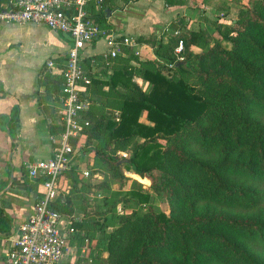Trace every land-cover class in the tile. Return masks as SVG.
<instances>
[{
	"label": "trees",
	"instance_id": "1",
	"mask_svg": "<svg viewBox=\"0 0 264 264\" xmlns=\"http://www.w3.org/2000/svg\"><path fill=\"white\" fill-rule=\"evenodd\" d=\"M7 2L0 0V10ZM100 5V15H93L88 0L89 15L111 27L105 21L111 7L105 0ZM225 27L222 36L230 48L216 40L193 52L200 33L187 35L175 21L166 41L152 34L136 38L153 48L157 60L109 56L107 73L103 53L82 57L90 79L81 93L89 101L81 117L88 121L86 148L95 142L91 149L115 181L125 179L120 166L148 178L170 207L169 214L150 206L131 211L108 232L99 224L107 252L103 264H264V0ZM180 40L182 58L175 54ZM93 67L104 77H96ZM62 68L61 61L55 71L46 66L39 79L58 102ZM18 110L14 104L4 117L13 140ZM51 128L52 134L63 130ZM118 151L128 156H116ZM92 166L96 169L95 159ZM23 176L29 179L25 169ZM42 181L32 180L31 187ZM127 192L136 204L149 202L147 191ZM54 207L68 215L75 209L70 198L58 197ZM81 226L73 221L75 233ZM7 229L0 213V231Z\"/></svg>",
	"mask_w": 264,
	"mask_h": 264
},
{
	"label": "crops",
	"instance_id": "2",
	"mask_svg": "<svg viewBox=\"0 0 264 264\" xmlns=\"http://www.w3.org/2000/svg\"><path fill=\"white\" fill-rule=\"evenodd\" d=\"M91 1L94 3L93 15H100L101 5L96 4L97 0ZM105 1L111 7L106 8L109 9L106 23L135 41L139 36L151 34L166 41L171 25L176 21V6H168L164 0ZM70 43L66 34L50 30L43 23L0 21V191L7 187L12 176L10 187L0 194V213L8 222V229L0 231V264H8L5 257L7 238L30 215L40 190V187H31L32 179L25 181L24 163L51 155V127L60 125V102L50 97L51 90L39 79L47 61L53 60L55 67L59 61L63 64ZM105 49L104 40H95L85 48L83 56L103 53L102 67L110 73L109 55ZM130 55L139 60H157L150 45L137 41L133 48H124L118 56ZM131 62L135 63L134 59ZM55 67L50 70L55 71ZM99 69L93 67L95 76L104 77V71ZM134 80L146 87V82L140 77L135 76ZM14 104L19 108V127L13 140L4 117L9 115ZM117 112L114 111L115 114ZM86 139L87 134L80 143H85Z\"/></svg>",
	"mask_w": 264,
	"mask_h": 264
},
{
	"label": "built area",
	"instance_id": "3",
	"mask_svg": "<svg viewBox=\"0 0 264 264\" xmlns=\"http://www.w3.org/2000/svg\"><path fill=\"white\" fill-rule=\"evenodd\" d=\"M101 2L97 0L96 4ZM0 21L43 23L50 30L66 34L71 42L60 71L58 114L63 130L50 136L53 144L50 156L24 163L30 179L43 178V181L30 215L7 238L5 257L8 264H72L68 257L76 231L74 220L58 211L54 204L59 197L61 177L71 169L78 170L81 163L77 146L86 136L88 125L81 117L89 107V101L81 96L84 84L89 81L82 65L83 51L93 41L102 39L106 53L114 57L124 48H133L136 41L95 21L89 15L88 0H8L0 10ZM182 45L180 40L175 50L179 52ZM47 66L54 68L55 63L49 60ZM80 170L84 176L90 174L89 169ZM94 177L99 176L94 174Z\"/></svg>",
	"mask_w": 264,
	"mask_h": 264
},
{
	"label": "rangeland",
	"instance_id": "4",
	"mask_svg": "<svg viewBox=\"0 0 264 264\" xmlns=\"http://www.w3.org/2000/svg\"><path fill=\"white\" fill-rule=\"evenodd\" d=\"M259 1L177 0L175 20L180 24L181 31L187 35L190 32L200 33V43L190 46L193 52H202L216 40H220L225 48H230L231 42L222 36L225 26H230L239 13L252 8ZM182 49L183 47L179 52L175 50V54L180 58L183 56L181 55ZM94 144L95 142H92L88 149L85 143H79L77 146L78 158L81 160L79 167L89 169L90 174L84 176L79 168L65 173L60 179L59 198L61 201L66 198L71 199L75 209L69 216L72 220L82 224L72 237L71 255L68 257L72 260V264L104 263L102 260L107 256V252L103 249L104 242L101 228H98L99 224L107 225L105 230L108 232L120 223L122 216L131 211H144L148 206L156 212L163 211L169 214L170 210L167 198L152 190L151 181L148 178L131 174L120 166L125 179L122 182L113 180L108 164L97 159L94 149H91ZM117 154L119 155L116 156L125 158L128 156L127 151H118ZM94 159L96 169L92 166ZM94 174H98L99 177H94ZM101 182H107L109 187H97V184ZM131 188L149 192V202L146 205L136 204L127 194ZM112 192L118 193L113 194Z\"/></svg>",
	"mask_w": 264,
	"mask_h": 264
},
{
	"label": "water",
	"instance_id": "5",
	"mask_svg": "<svg viewBox=\"0 0 264 264\" xmlns=\"http://www.w3.org/2000/svg\"><path fill=\"white\" fill-rule=\"evenodd\" d=\"M106 10H107V12L109 13V9H106ZM11 180H12V176H11V178H10V180H9V183H8L7 187L4 188L3 190H1V191H0V194H2L3 192H5L6 189H8V188L10 187V185H11Z\"/></svg>",
	"mask_w": 264,
	"mask_h": 264
}]
</instances>
